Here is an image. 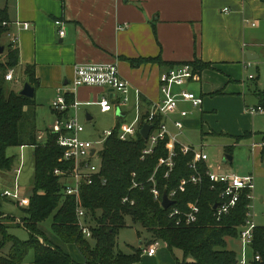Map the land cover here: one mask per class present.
<instances>
[{"label":"crops","instance_id":"obj_1","mask_svg":"<svg viewBox=\"0 0 264 264\" xmlns=\"http://www.w3.org/2000/svg\"><path fill=\"white\" fill-rule=\"evenodd\" d=\"M225 7L229 12H224ZM0 9H6L9 20L8 32L0 36V42L16 37L20 49V64L14 69L22 81L18 89L25 81V66L33 65L38 79L35 99L50 108L52 123L60 118L52 102L61 86L66 95L80 103L78 110H85L87 119L93 118V108H100L95 101L121 96L100 86L83 85L71 91L76 63L117 61L130 84L129 101L121 106V112L126 116L133 112L135 117L139 97L150 107L161 101L160 76L171 63L210 62L211 68L200 71V81L188 85L203 97L201 107L179 102V109L192 112L183 118L184 128L203 126V118L192 119L199 111L215 122L209 124L215 127L213 132L233 139L227 142L226 153L233 155L237 147L246 158L248 166L242 174L254 175V196L264 205V112H248L249 107L258 105L255 90L264 91V77L260 83L257 76L259 84L251 91L254 103L245 97L247 62L252 61L258 72L264 65V0H0ZM57 19L67 30L64 37L55 24ZM25 22L30 24L27 29ZM156 57L161 61L144 60ZM249 76V80L256 79ZM192 84L198 90L192 89ZM212 84L216 88L210 90ZM219 102L223 104L221 110ZM178 117L174 114L168 119L169 132L177 135L181 147L198 151L194 143L179 140L185 129L175 127L173 118Z\"/></svg>","mask_w":264,"mask_h":264},{"label":"trees","instance_id":"obj_2","mask_svg":"<svg viewBox=\"0 0 264 264\" xmlns=\"http://www.w3.org/2000/svg\"><path fill=\"white\" fill-rule=\"evenodd\" d=\"M8 22L6 9H0V36L8 32V26L4 25ZM3 45L5 51L0 54V172L11 171L15 165L16 156L9 155L8 148L32 146L34 174L29 208L24 209L26 215L20 218L30 232L28 240H21L9 233L11 221L18 219L14 215H5L0 205V244L12 243L9 255H0V264H22L31 249L35 252L33 264H133L142 258L144 249L131 254L116 250L117 236L128 225L127 217L151 233V244L162 240L172 251L181 249L184 259L177 260L176 264H235L237 252L228 248L227 237L239 236L249 200L242 196L234 209L218 219L214 206L221 200L223 185L212 188L205 161L198 162L201 181L194 183L190 180L192 175L197 174L189 166L195 156L193 150L184 153L181 145L176 143L175 166L166 176L168 168L160 163L168 156V137L160 140L154 152L142 159L147 140L140 131L150 110L149 103L143 97V116L137 135L128 141L118 137L119 129L125 122V117L118 115L114 133L107 137L101 150L100 176L92 184H83L81 187L80 205L86 210L85 220L92 232L91 237H86L79 227L76 199L65 194L64 179L54 173L56 168L71 170L72 164L64 158V151L58 145V134L52 133L47 127L44 129V138H38L40 130L37 127L36 99L20 95L19 89H15L12 81L6 79L7 72L20 64L19 45L12 38ZM144 60L161 61V58ZM181 64H190L199 71L212 67L210 62L198 60L171 63L170 67ZM24 76L25 80L28 78L37 84L33 65L25 66ZM255 92L257 106L264 108V91L257 89ZM66 97L69 102H73L72 95L67 94ZM58 113L62 118L63 113ZM163 119L164 116L157 113L153 120L155 128ZM133 173H136L135 177ZM102 178L106 179L105 183ZM183 179L187 183L182 189ZM134 182L139 185L133 187ZM154 187L161 191L160 199L155 198L152 192ZM165 191L176 192L173 196L175 203L169 208H163L161 203ZM127 196L134 201L133 204L123 202ZM196 201L200 206L198 220L189 225H177L170 216L171 211L174 208L188 210V204ZM50 216L53 218L51 228L56 237L63 243L75 245L84 257L83 261H77L40 229V224ZM253 249L261 256V260L254 264H264L262 225L255 230Z\"/></svg>","mask_w":264,"mask_h":264},{"label":"built area","instance_id":"obj_3","mask_svg":"<svg viewBox=\"0 0 264 264\" xmlns=\"http://www.w3.org/2000/svg\"><path fill=\"white\" fill-rule=\"evenodd\" d=\"M224 12H229V8L225 7ZM57 27H59V34L61 37L66 36L67 30L63 26V21L57 19L55 21ZM25 29L30 27L27 22L23 23ZM121 28V27H120ZM123 28V27H122ZM13 41L17 42V38L14 37ZM248 68L252 66V61L247 62ZM75 76L72 81L71 91H75L83 85L87 86H100L107 87L112 90L113 93H120V97L114 100L110 97H102L100 100L95 101L98 104L102 112H110L112 110L119 109L122 105L129 101L128 94L130 92L129 82L122 76L118 63L116 62H84L76 63L74 66ZM250 78H254V75L250 74ZM8 81H19V77H16L14 69H10L6 74ZM200 71L195 70L190 64H181L175 67H170L166 71L161 73L160 76V90L162 93L161 101L151 105L149 113L147 115L146 123L153 124V120L157 113L164 116L163 121L151 129L147 140V145L143 149L142 159L147 155L152 154L156 145L160 140L169 138L168 141V156L161 160L160 164H165L168 168L166 176L173 170L175 166L174 157L176 156L175 145L178 143L177 135H173L169 132L168 119L174 114H179L180 117L173 118L175 127L179 131H183L185 124L183 118L187 117L190 113L189 110L179 109V102H190L194 107H201L204 102L202 96L198 95L194 91L188 88V85L192 82L200 81ZM180 88V90H176ZM70 91V92H71ZM135 105V117L131 121L123 122L119 129L118 137L121 140L128 141L137 135V131L140 126V122L143 116L141 97ZM117 103V104H115ZM92 104V103H88ZM80 103L77 100L69 102L66 94L63 92V87H59L57 90L56 98L52 102V108L58 112L63 113L62 118L56 120L49 128L54 134H58V145L62 147L64 151V158L66 161L72 164L71 170H62L56 168L54 173L62 176L64 179L63 187L66 195H72L75 197L77 206V217L79 220V227L82 233L86 237H91L92 232L90 225L86 222V210L80 205L81 202V187L83 184H92L95 179L100 176L102 157L101 150H98L96 144L104 145L108 136L114 133L113 129L105 130L104 133L96 141L83 138L81 135L85 131L84 125L79 120V107ZM73 111L69 114V111ZM248 112L255 114L257 112H264V108L258 106H251L248 108ZM126 113H124V117ZM45 131H41L38 134V138L42 140L45 136ZM184 153L191 151L188 146L181 147ZM94 152L92 153V151ZM193 161L190 163V167L197 172L192 175L191 181L198 183L201 181V174L198 171V162L205 161L208 164L207 175L212 182V188H217L219 184L223 185L220 192V202L216 203L215 214L220 219L224 214L229 213L236 207L242 196H246L249 200L247 204V212L245 222L240 226L239 236L242 241V250L240 255L237 254L235 264H254V262L260 261V254L254 252L253 244L255 241V230L259 226L255 222V213L252 210L254 207L253 199L255 189V177L253 174L240 175L234 172H224L221 165L211 166L209 164V156L203 151H195ZM93 158H99V164L93 162ZM21 165L16 169L17 175L20 173ZM133 177L136 173H133ZM153 177H151V180ZM103 183L106 182L105 178H102ZM187 183L186 179L181 181V188ZM138 182H134L133 187L138 186ZM156 199H160L161 191L154 187L152 189ZM3 194L12 200L17 201L20 205L26 206L29 204V200L26 199L21 192L20 187L16 185L14 190H5ZM176 194L175 191L168 193L169 198L173 199ZM123 202L134 203L129 197H125ZM162 203V202H161ZM171 207V206H170ZM200 214V206L198 201L188 204V210H182L180 208H174L170 216L176 220L177 225L192 224L198 220ZM162 240H156L149 247L144 249V253L150 257L156 255L157 251L162 245Z\"/></svg>","mask_w":264,"mask_h":264},{"label":"rangeland","instance_id":"obj_4","mask_svg":"<svg viewBox=\"0 0 264 264\" xmlns=\"http://www.w3.org/2000/svg\"><path fill=\"white\" fill-rule=\"evenodd\" d=\"M5 26H8V23H4ZM2 45L5 44L4 38L1 39L0 42ZM260 73V74H259ZM249 74L256 76L255 80L248 79ZM257 76H260L259 80L261 83V79L264 77V65L260 66V70L258 72L256 67H250L246 71L245 79L247 80V89L245 90L246 100L248 103H254V97L251 93L252 90L257 87L259 84ZM9 84V83H8ZM11 84H14V88L18 89L22 86V81L13 80ZM192 89H197V85L192 84L190 86ZM264 87V86H263ZM216 88L215 84H212L210 90ZM112 91V90H111ZM117 95L120 93L116 92ZM207 96V94L205 95ZM209 96V94H208ZM257 106V105H255ZM223 107V104L219 102L218 108ZM95 111L93 112V118L87 119L85 110H79V120L84 125L85 131L82 133V137L85 139L96 141L99 137L104 133L105 130L113 129L116 125L118 119V112L121 111V107L117 110H112L110 112H102L100 108H93ZM37 127L39 130H44L50 125H52L53 121V113L49 107L45 104H39L37 106ZM213 113V112H208ZM260 113V112H257ZM190 115V114H189ZM223 114L221 119L223 118ZM134 117V113H128L126 119L128 122L131 121ZM201 118H203L201 121ZM192 119L200 120L203 123V126L199 128H184V133L179 137V140L183 143H194L196 150L203 151L209 156V164L213 167L222 165L224 172H236V173H244L247 170V161L246 158L240 154L237 147L234 149L233 162H225L224 158L226 153L225 147L227 142L233 139L229 138L228 135L223 133L213 132L215 127L213 126L215 122L206 119L204 115L199 114V111L194 113ZM220 120V119H219ZM210 124V125H209ZM98 150L102 148V144H96ZM34 148L32 146H22V147H10L8 148V154L12 156H16V162L11 171L8 172H0V205L1 209L4 211L5 215H14L18 220L15 222L11 221L9 233L16 235L21 240H28L30 238V232L23 226L20 218L26 215L24 209L29 208V204L26 206L20 205L17 201L10 199L5 196L3 192L5 190H14L16 185L20 187L21 192L24 194L27 200L32 195L33 191V174H34V159H33ZM93 162L99 164V158H93ZM21 165L20 173L17 175L16 169ZM2 173V174H1ZM243 175V174H242ZM30 203V202H29ZM253 211L255 213V222L264 223V205L263 203L257 199H253ZM52 216H50L47 220L40 224V229L44 232V234L50 238V240H55L54 242L59 245L64 251L70 253L77 261L81 262L84 260V257L78 250L75 245L66 244L60 241L54 232L52 231ZM18 223L20 225H18ZM128 225L122 228L119 231L117 236V245L116 250L124 252L126 254L135 253L138 249H146L151 245L152 235L151 233L145 229L140 223L133 222L131 217H127ZM89 224V223H88ZM42 242H44L43 238H40ZM2 237L0 235V241ZM11 242L0 244V255H9L11 250ZM227 246L229 249L234 250L240 255L242 250V241L238 237H227ZM167 248V247H166ZM164 247V243L162 242L161 247L158 250V253L155 257H150L146 255L143 251L142 258L133 264H168L170 262L181 261L184 259V252L181 249H174L173 251L169 248L166 249ZM34 250L31 249L28 251L22 264H33L34 260ZM190 260V258L188 259Z\"/></svg>","mask_w":264,"mask_h":264},{"label":"water","instance_id":"obj_5","mask_svg":"<svg viewBox=\"0 0 264 264\" xmlns=\"http://www.w3.org/2000/svg\"><path fill=\"white\" fill-rule=\"evenodd\" d=\"M5 51V45H2L0 43V54H3ZM36 87L37 84H33L28 78L24 81L23 87L21 90H19V94L23 95L25 97H29V98H35L36 96ZM118 115H123L124 113H122L121 111L118 112ZM154 127L153 124L150 123H144L142 128H141V134L142 136L147 139L149 137V133L151 131V129ZM94 152V150L92 151V153ZM225 162H233V156L231 154H226L225 158H224ZM175 203V200H172L171 198H169V195L167 193V191L164 192L163 195V200H162V206L163 208H169L170 206H172ZM217 207V204H215L214 208Z\"/></svg>","mask_w":264,"mask_h":264}]
</instances>
